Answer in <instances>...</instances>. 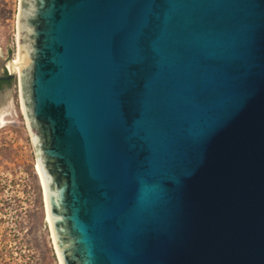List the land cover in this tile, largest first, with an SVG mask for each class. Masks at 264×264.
<instances>
[{
    "label": "water",
    "instance_id": "obj_1",
    "mask_svg": "<svg viewBox=\"0 0 264 264\" xmlns=\"http://www.w3.org/2000/svg\"><path fill=\"white\" fill-rule=\"evenodd\" d=\"M18 44L61 264H264V0H20Z\"/></svg>",
    "mask_w": 264,
    "mask_h": 264
},
{
    "label": "rangeland",
    "instance_id": "obj_2",
    "mask_svg": "<svg viewBox=\"0 0 264 264\" xmlns=\"http://www.w3.org/2000/svg\"><path fill=\"white\" fill-rule=\"evenodd\" d=\"M19 8L20 0H0V77L9 75V64L18 55ZM19 76L0 86L6 121L0 126V264H61Z\"/></svg>",
    "mask_w": 264,
    "mask_h": 264
},
{
    "label": "bare ground",
    "instance_id": "obj_3",
    "mask_svg": "<svg viewBox=\"0 0 264 264\" xmlns=\"http://www.w3.org/2000/svg\"><path fill=\"white\" fill-rule=\"evenodd\" d=\"M18 55H19V44H18ZM18 55H17L16 60L13 61L12 63H10L9 64V67H8L10 73L11 74H16V76H18V74L20 75V65H19ZM19 78L21 79V76H19ZM4 108H5V104H3V102H1L0 103V126L6 124V121H5V113L3 112ZM23 109H24V106H23ZM37 171H38V175L40 177V180H41V183H42V187H43V190H44L43 181H42V178H41L39 169H38V163H37ZM44 195H45V190H44ZM45 203H46L47 221H48V223L50 225L51 233H52V236H53V239H54V235H53V231H52V226H51V222H50V218H49V214H48V209H47L46 196H45ZM54 243H55V240H54ZM55 246H56V243H55ZM56 249H57V247H56Z\"/></svg>",
    "mask_w": 264,
    "mask_h": 264
},
{
    "label": "flooded vegetation",
    "instance_id": "obj_4",
    "mask_svg": "<svg viewBox=\"0 0 264 264\" xmlns=\"http://www.w3.org/2000/svg\"><path fill=\"white\" fill-rule=\"evenodd\" d=\"M2 82H5V81H0V86H2V84H1ZM5 83L7 84L8 82H5Z\"/></svg>",
    "mask_w": 264,
    "mask_h": 264
},
{
    "label": "trees",
    "instance_id": "obj_5",
    "mask_svg": "<svg viewBox=\"0 0 264 264\" xmlns=\"http://www.w3.org/2000/svg\"><path fill=\"white\" fill-rule=\"evenodd\" d=\"M8 83H9V82H8ZM8 83H7V84H8ZM1 84L3 85V84H6V83H5V82H2Z\"/></svg>",
    "mask_w": 264,
    "mask_h": 264
},
{
    "label": "built area",
    "instance_id": "obj_6",
    "mask_svg": "<svg viewBox=\"0 0 264 264\" xmlns=\"http://www.w3.org/2000/svg\"><path fill=\"white\" fill-rule=\"evenodd\" d=\"M9 74H11L10 71H9Z\"/></svg>",
    "mask_w": 264,
    "mask_h": 264
}]
</instances>
